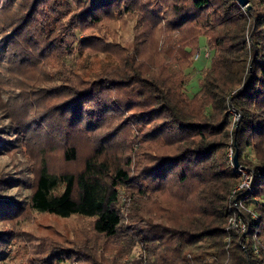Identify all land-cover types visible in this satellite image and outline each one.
Returning a JSON list of instances; mask_svg holds the SVG:
<instances>
[{"label": "trees", "instance_id": "trees-1", "mask_svg": "<svg viewBox=\"0 0 264 264\" xmlns=\"http://www.w3.org/2000/svg\"><path fill=\"white\" fill-rule=\"evenodd\" d=\"M249 5L248 11L236 0H0L12 14L0 46L11 51L14 68L34 71V103L56 102L46 110L54 123L46 113L38 117L51 125H42L48 138L33 125L37 118L9 102L13 115L0 131V156L17 143L38 169L25 202L0 193V264H63L77 260L70 259L75 249L89 258L83 264H264V0ZM138 12L139 41L121 44L118 31L127 21L121 14ZM156 33L158 55L173 67L168 73L140 60ZM201 37L212 58L189 99L179 73ZM229 108L242 116L232 132ZM230 142L239 167L259 175L248 199L232 193L241 177L225 155ZM53 152L76 169L50 171ZM5 174L0 168V191L12 181L17 186ZM239 202L259 217L246 235L227 229ZM35 215L84 221L89 233L65 239L48 227L41 243L24 229ZM110 245L117 259H104ZM135 247L140 259L123 262Z\"/></svg>", "mask_w": 264, "mask_h": 264}, {"label": "rangeland", "instance_id": "rangeland-1", "mask_svg": "<svg viewBox=\"0 0 264 264\" xmlns=\"http://www.w3.org/2000/svg\"><path fill=\"white\" fill-rule=\"evenodd\" d=\"M14 1L16 2V4L28 5L31 0H14ZM14 7L17 8V6ZM256 10L262 13L263 7L261 5H256ZM137 14L134 13L135 17L128 16V14H121L122 18L127 17V21L123 23V25L118 31V41L121 44H127L128 42H132L133 40L139 41L138 33L135 31V22L137 18L141 17L143 14L140 12H138ZM10 16H12L11 10L6 9L4 7H0V42L2 41V37H4L1 34L3 31V26L8 25L7 21L10 20L9 19ZM10 31L11 30H8V33H10ZM159 35L161 34L156 33L155 35L152 36L150 44L145 49L142 50V58L140 60L142 61L143 66L146 69L155 67V69L159 70L160 72L168 73L171 69H173V67L171 68V66H169L164 56L159 57L158 55L159 50H161L162 48V44L160 40L156 43V39H158ZM80 36L81 34L77 35V37ZM208 47H209L208 40L206 38L201 37L198 40V50H196L191 56L187 58L188 66L182 69L181 72L179 73L180 77L182 78L184 77L186 79L183 93L187 97H189V99L198 92L199 79L202 76V74L210 67L212 52L211 51L209 52V56L207 59H205L203 56L205 50L209 51ZM16 49L18 52L23 51V47ZM4 51L5 50L3 46H0V131H4L6 127L8 128V125H10V121L8 120V118L10 117L9 115H13V114L10 111L11 105L9 104V102L13 101L17 107H20V110L21 107H23L24 112L22 113H24L25 116L27 115V118L29 120L37 118L36 120H34L33 125L34 126L36 125L35 128L38 131L39 135H42L43 138L52 137L50 136L51 134L46 132V130H42L43 124L45 127H49V129L51 125L47 124V121L45 119L39 120L38 117L39 115L46 113L48 116L52 118V122L54 123L55 121L51 115L53 111L51 110L49 113V111L46 110L56 102H53L49 106H46L48 104L47 102L38 101L34 103L35 100L32 94L30 93L31 90H29V88L31 87L29 85H31L32 83L34 84V80H35L33 76L34 71L33 70L24 71L21 69L14 68L11 61V56H12L11 51L7 53H4ZM198 52H199V57L196 59L195 57ZM162 65H166L168 69L163 68ZM38 93L39 92H34L33 95L35 97L36 96L38 97ZM33 104L35 106H33ZM228 112L230 116V130L232 132L234 129H236L239 122L242 120V116L240 113L232 110V108H229ZM15 117H18V115ZM14 120L18 121L17 118H14ZM33 125L30 131L34 129ZM0 133H4V132H0ZM10 139L12 138H6V141ZM82 145L83 148L88 146L87 139L82 140ZM225 155L229 163L233 165L232 168H234L237 173L239 172V170L241 171L239 174L241 177V181L239 185L235 188L236 191H241L239 187L241 186V184L244 183V178L247 179L248 177L250 178L254 176L255 179L256 176L257 177L259 176L257 173L252 172V170L250 171L248 169L234 167L233 158L235 155V151L233 149L232 142H230L228 147L226 148ZM247 156L251 161H254V156L251 150L248 151ZM49 167H50L49 170L52 172H59V171H63L64 169H66L67 171H74L76 169L73 165L70 166L65 165L61 160L59 152H53L50 155ZM0 168L3 169L4 173H6L5 176L8 175V177H11V179L17 181V186H15L16 182L12 181L11 183H9V185L1 188L0 193H2V195H4L5 197H9L13 199L15 202H25L28 196L30 195L31 185L33 184L35 178V172L38 169V163H34L33 159L27 152V149H21V148L17 149V143H13V145H11V147L9 146L6 152H4L2 156H0ZM251 173L253 174L252 176ZM245 182H246L245 184L247 185L249 184V182L247 181ZM30 218L29 221H24V229L31 233H36L39 237L38 241H40L41 243L46 242L45 239L42 237V235H45L44 231L48 227L57 228L58 231H60V233L65 236V239L66 237L71 238L74 234H82L87 238V235L89 233L88 223L84 221L70 220L67 222H62L48 215H35V216H30ZM94 241L95 238L90 237V242L92 244ZM85 246L87 247V245ZM34 247L35 244L28 246L29 249H33ZM90 247L91 244L89 248ZM79 251L80 249H75L74 252L75 254H77L76 258H74L75 256H72L70 258L77 260H73L71 262H66L63 264H83L84 263L83 259H89L85 255H81ZM140 253H141L140 248L135 247L133 250H131L128 256L122 258L123 262H127V261L130 262L133 261L134 259L135 260L140 259ZM114 256L116 255L112 254V246L110 245L107 247V250L104 253V259H117V257ZM6 259H13V257L11 254H8V257ZM15 259H17L16 256ZM14 263L17 264V261L13 260V263L10 264H14Z\"/></svg>", "mask_w": 264, "mask_h": 264}, {"label": "built area", "instance_id": "built-area-1", "mask_svg": "<svg viewBox=\"0 0 264 264\" xmlns=\"http://www.w3.org/2000/svg\"><path fill=\"white\" fill-rule=\"evenodd\" d=\"M204 58L207 59L208 56H209V51L205 50L204 51V54H203ZM199 57V52L197 53L196 55V59ZM240 170H239V174H240ZM242 175V173H241ZM253 174L251 173V176ZM254 180V176L252 177H248L247 179L244 178V183L241 184V186L239 187V189H241V191H236V189H234L232 191V193L234 194L235 192H240V196L242 194V196L245 198V199H248L249 196H250V193H251V189H252V182ZM249 182V184H245L246 182ZM241 196V197H242ZM253 203H259L258 199H252ZM238 208L237 212L232 214L229 219H228V222H227V229H230V230H234L238 233H243V234H249V232L251 231V227H250V221L251 222H255L259 219L258 215L256 213H254L252 210L250 209H245L242 205V202H239V204L236 206ZM241 210L244 211V213L246 214L247 217L245 216H242L240 215L241 213ZM239 214V215H238ZM256 233V232H255ZM255 235V234H254ZM255 237V236H254ZM255 252L258 251V248L255 247Z\"/></svg>", "mask_w": 264, "mask_h": 264}, {"label": "water", "instance_id": "water-1", "mask_svg": "<svg viewBox=\"0 0 264 264\" xmlns=\"http://www.w3.org/2000/svg\"><path fill=\"white\" fill-rule=\"evenodd\" d=\"M237 3L240 5L241 8L246 9V10H250L251 7L249 5V0H236ZM233 164L235 168H238V161H237V153H235L234 158H233Z\"/></svg>", "mask_w": 264, "mask_h": 264}]
</instances>
